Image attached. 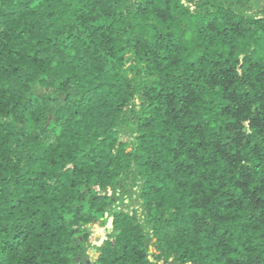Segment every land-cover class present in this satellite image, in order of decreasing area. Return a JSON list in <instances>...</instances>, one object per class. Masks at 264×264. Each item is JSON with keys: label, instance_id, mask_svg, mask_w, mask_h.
Returning <instances> with one entry per match:
<instances>
[{"label": "trees", "instance_id": "1", "mask_svg": "<svg viewBox=\"0 0 264 264\" xmlns=\"http://www.w3.org/2000/svg\"><path fill=\"white\" fill-rule=\"evenodd\" d=\"M109 218L94 264H264L252 0H0V264Z\"/></svg>", "mask_w": 264, "mask_h": 264}, {"label": "rangeland", "instance_id": "2", "mask_svg": "<svg viewBox=\"0 0 264 264\" xmlns=\"http://www.w3.org/2000/svg\"><path fill=\"white\" fill-rule=\"evenodd\" d=\"M252 1L255 6V11L264 9V0H252ZM126 204H128V207H129V209L126 211H134L139 217H143V214H144L143 209L140 207L138 203L136 202L129 203V201H126ZM108 230H109V227L107 225L102 226L101 224L96 229L94 228L91 229L92 237L90 239V242L86 245L83 255L78 260V264H94L95 263L96 257L99 254L98 249L102 246L103 238L104 236L109 234Z\"/></svg>", "mask_w": 264, "mask_h": 264}, {"label": "water", "instance_id": "3", "mask_svg": "<svg viewBox=\"0 0 264 264\" xmlns=\"http://www.w3.org/2000/svg\"><path fill=\"white\" fill-rule=\"evenodd\" d=\"M125 212H127V211H125ZM107 216H108V215H106V217H107ZM112 222H113V218H110V219L108 220V224H107V226L109 227V230H111V228H112ZM97 225H99V223H98ZM105 239H106V236H104L103 241H102V244H103V242L105 241Z\"/></svg>", "mask_w": 264, "mask_h": 264}]
</instances>
